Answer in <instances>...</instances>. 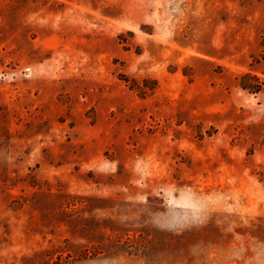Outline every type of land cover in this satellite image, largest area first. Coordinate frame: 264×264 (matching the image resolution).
Masks as SVG:
<instances>
[{
	"label": "rangeland",
	"instance_id": "obj_1",
	"mask_svg": "<svg viewBox=\"0 0 264 264\" xmlns=\"http://www.w3.org/2000/svg\"><path fill=\"white\" fill-rule=\"evenodd\" d=\"M0 264H264V0H0Z\"/></svg>",
	"mask_w": 264,
	"mask_h": 264
},
{
	"label": "trees",
	"instance_id": "obj_2",
	"mask_svg": "<svg viewBox=\"0 0 264 264\" xmlns=\"http://www.w3.org/2000/svg\"><path fill=\"white\" fill-rule=\"evenodd\" d=\"M243 87H245V88H250V89H255V87H253L252 85H243Z\"/></svg>",
	"mask_w": 264,
	"mask_h": 264
}]
</instances>
